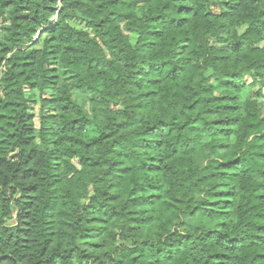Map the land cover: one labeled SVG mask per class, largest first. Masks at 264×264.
I'll list each match as a JSON object with an SVG mask.
<instances>
[{
	"label": "trees",
	"instance_id": "obj_1",
	"mask_svg": "<svg viewBox=\"0 0 264 264\" xmlns=\"http://www.w3.org/2000/svg\"><path fill=\"white\" fill-rule=\"evenodd\" d=\"M0 264H264V0H0Z\"/></svg>",
	"mask_w": 264,
	"mask_h": 264
},
{
	"label": "rangeland",
	"instance_id": "obj_2",
	"mask_svg": "<svg viewBox=\"0 0 264 264\" xmlns=\"http://www.w3.org/2000/svg\"><path fill=\"white\" fill-rule=\"evenodd\" d=\"M37 112H38V110L36 111V113ZM35 123H36V126L39 128L40 127V119H39V117H36Z\"/></svg>",
	"mask_w": 264,
	"mask_h": 264
}]
</instances>
